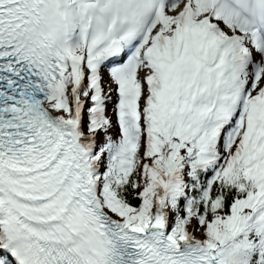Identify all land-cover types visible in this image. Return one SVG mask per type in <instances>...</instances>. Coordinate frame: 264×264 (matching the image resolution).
<instances>
[{
	"label": "snow or ice",
	"instance_id": "1",
	"mask_svg": "<svg viewBox=\"0 0 264 264\" xmlns=\"http://www.w3.org/2000/svg\"><path fill=\"white\" fill-rule=\"evenodd\" d=\"M0 264H264V0H0Z\"/></svg>",
	"mask_w": 264,
	"mask_h": 264
}]
</instances>
